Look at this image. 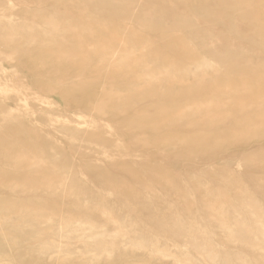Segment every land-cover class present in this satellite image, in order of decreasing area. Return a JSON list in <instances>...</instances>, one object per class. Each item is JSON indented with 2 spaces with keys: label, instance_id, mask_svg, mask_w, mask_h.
<instances>
[{
  "label": "rangeland",
  "instance_id": "1",
  "mask_svg": "<svg viewBox=\"0 0 264 264\" xmlns=\"http://www.w3.org/2000/svg\"><path fill=\"white\" fill-rule=\"evenodd\" d=\"M193 1L0 0V264H264V43Z\"/></svg>",
  "mask_w": 264,
  "mask_h": 264
},
{
  "label": "bare ground",
  "instance_id": "2",
  "mask_svg": "<svg viewBox=\"0 0 264 264\" xmlns=\"http://www.w3.org/2000/svg\"><path fill=\"white\" fill-rule=\"evenodd\" d=\"M99 1H100V0H99ZM105 1H107V0H105ZM108 1H109V0H108ZM161 1H162V0H161ZM195 1H197L195 4H197V3L199 2V5H201V3H202L201 1H204V0H194L193 2H195ZM206 1H207V0H205V2H204L205 4H206ZM208 1H209V0H208ZM241 1H244V0H241ZM92 2H93V1H92ZM101 2L104 3L103 1H101ZM101 2H100V4H102ZM165 2H166V0H165ZM209 2L211 3V1H209ZM237 2H238V1H237ZM237 2H236V3H237ZM246 2L248 3V4H246L247 7L244 8V10H242V11L240 10V15H239V14H238V15H239L240 19L243 20V23H244L246 26H249V27H248L249 29H253V28H254L255 31H257L259 39L262 40L263 43H264V10L262 11V10H261L262 8H261L260 10L258 9V7L256 8V6H257L258 2H260V0H257V1H256V0H246ZM263 2H264V0H263ZM86 3H87V2H86ZM106 3H107V2H106ZM112 3H113V2H112ZM236 3H235V5H236ZM55 4H56V2L54 3V5H55ZM66 4L68 5L69 3H66ZM104 4H105V3H104ZM128 4H129V3H128ZM164 4H165V3H164ZM93 5H94V4H93ZM93 5H92V6H93ZM95 5H97V4H95ZM199 5H198V6H199ZM202 5H203V3H202ZM202 5H201V6H202ZM206 5H207V4H206ZM228 5H229V4H228ZM237 5H238V4H237ZM263 5H264V4H263ZM81 6H82V5H81ZM112 6H113V5H112ZM121 6H122V5H121ZM181 6H182V5H181ZM233 6H234V5H233ZM162 7H163V5H162ZM162 7H161V8H162ZM237 7H238V6H237ZM237 7H236V8H237ZM124 8H125V7H124ZM172 8H173V7H172ZM179 8H180V7H179ZM193 8H194V7H193ZM232 8H233V7H232ZM54 9H55V8H54ZM57 9H58V8H57ZM59 9H60V8H59ZM61 9H62V8H61ZM126 9H128V8H126ZM126 9H125V10H126ZM162 9H163V8H162ZM182 9H183V8H182ZM184 9H185V8H184ZM234 9H235V8H234ZM238 9H239V8H238ZM118 10H119V9H118ZM118 10L116 9V11L119 13ZM121 10H122V9H120V12H121ZM176 10H177V12L179 11V13H180V9H176ZM193 10H194V9H193ZM61 11L63 12V9H62ZM68 11H69V10H68ZM68 11L66 10V11H64V12H68ZM114 11H115V9H114ZM168 11H169V10H168ZM70 12H72V11H70ZM117 12H116V13H117ZM122 12H124V11L122 10ZM173 12H175V11H173ZM173 12H172V13H173ZM72 13H74V12H72ZM72 13H71V14H72ZM175 13H176V12H175ZM175 13H174V14H175ZM207 13H209V12H207ZM214 13H215V12H214ZM235 13H238V12L235 11ZM74 14H75V13H74ZM123 14H124V13H123ZM180 14H181V13H180ZM75 15H77V14H75ZM120 15H121V13H120ZM181 15H182V14H181ZM121 16L124 17L123 15H121ZM183 16H184V15H183ZM213 16H214V15H213ZM216 16H218V15H216ZM221 17H222V16H220V18H221ZM236 17H237V16H236ZM44 18H45V17H44ZM46 18H47V17H46ZM236 19H238V18H236ZM240 19H239V21H240ZM47 20H48V18H47ZM211 20H212V19H211ZM211 20H210V21H211ZM26 21H28V20H26ZM31 21H32V19H31ZM43 21H44V20H43ZM84 21H85V20H84ZM112 22H113V21H112ZM112 22H111V23L108 22L109 25H110V24L112 25V24H113ZM35 23H36V22H35ZM44 23H45V22H44ZM67 23H68V22H67ZM216 23H217V22H216ZM240 23H241V24H240ZM83 24H84V23H83ZM114 24H115V23H114ZM116 24H117V22H116ZM236 24H237V25L240 24V25L242 26V22H239V24L236 22ZM76 25H77V24H76ZM237 25H236V26H237ZM37 26H38V25H37ZM39 26H40V25H39ZM53 26H54V25H53ZM107 26H108V25H107ZM246 26H245V27H246ZM40 27H41V26H40ZM55 27H56V26H55ZM65 27H66V26H64L63 28L65 29ZM113 27H116V26L113 25ZM242 27H243V26H242ZM38 28H39V27H38ZM108 28H109V27H107V29L104 28V30H102L101 33H105V32H106V34H107L108 32H109V33H112V32H110L111 29H108ZM176 28H177V27H176ZM237 28H238V27H237ZM239 28H240V26H239ZM240 29H241V28H240ZM246 29H247V28H246ZM77 30H78V29H77ZM109 30H110V31H109ZM24 31H25V30H24ZM24 31H23V32H24ZM64 31H65V30H64ZM64 31H63V32H64ZM69 31H70V29H69ZM99 31H100V29H99ZM112 31H113V30H112ZM193 31H194V30H193ZM6 32H7V31H6ZM12 32H13V31H12ZM63 32H62V33H63ZM114 32H115V30H114ZM198 32H199V31H198ZM57 33H58V32H57ZM115 33H116V32H115ZM3 34H4V33H3ZM250 34H251V33H250ZM9 35H10V34H9ZM64 35H65V33H64ZM115 35H116V34H115ZM117 35H118V34H117ZM198 35H199V34H198ZM246 35H247V34H246ZM251 35H252V34H251ZM5 36H6V35H5ZM23 36H24V35H23ZM69 36H70V35H69ZM82 36H83V35H82ZM31 37H33V36H31ZM67 37H68V36H67ZM170 38H173L174 40H177V37H175L174 35H164V34H162V36L156 37L154 40L156 41V39H157V40H158V39H161L160 41L158 40L159 42H157L156 44H161V45H162V44L167 43V41L170 40ZM116 39H117V38H116ZM148 39H149V40H152L151 38H148ZM205 39H206V38H205ZM255 39H257V38H255ZM104 40H105V39H104ZM146 40H147V38H146ZM200 40H201V39H200ZM27 41H28V40H27ZM59 41H60V40H59ZM105 41H107V40H105ZM112 41H113V38H112ZM128 41H129V40H128ZM207 41H208V40H207ZM217 41H218V40H217ZM20 42H21V41H20ZM28 42H29V41H28ZM37 42H38V41H37ZM109 42H110V40H109ZM219 42H221V41H218V44H219ZM16 43H17V41H16ZM18 43H19V42H18ZM38 43H40V42H38ZM101 43H102V42H101ZM150 43H152V44L154 45L155 49L158 50L160 57H163L165 60H172V61H173V60H177V58H175L174 56L171 55L170 48L167 47V45H165V46H160V45H159V46H158V45H155L153 42H150ZM171 43H172V42H171ZM214 43H215V42H214ZM226 43H227V42H226ZM8 44H10V43H8ZM19 44H20V43H19ZM21 44H22V43H21ZM74 44L76 45V43H74ZM77 44H78V43H77ZM177 44H178V47H180V48H181V47H183V48L185 47V48L187 49V47L189 46L186 42H182V41H181L180 43H178V41H177ZM177 44H176V46H177ZM221 44H223V42H222ZM17 45H18V44H17ZM45 45H46V44H45ZM47 45H48V44H47ZM47 45H46V46H47ZM83 45H85V44L83 43ZM108 45H110V44H108ZM10 46H11V45H10ZM21 46H23V45H21ZM41 46H43V45H41ZM71 46H72V45H71ZM171 46H173V44H172ZM186 46H187V47H186ZM249 46H250V45H249ZM76 47H77V46H76ZM93 47H94V46H93ZM106 47H107V46H106ZM145 47H146V46H145ZM59 48L62 49V47H59ZM87 48H88V47H87ZM87 48H86V49H87ZM104 48H105V47H104ZM140 48H141V47H140ZM152 48H153V47H152ZM180 48H179V50H180ZM191 48H192V46H191L190 48L188 47V50L191 49ZM61 49H60V51H59V52H61V55H63V53H65V55H69V53H70L69 50L67 51V49H64V50H63V49L61 50ZM96 49H97V48H96ZM172 49L175 50V51L177 52L178 56H179V54H180L179 50H177V48H175V47H172ZM181 49H182V48H181ZM186 49H185V50H186ZM215 49H216V48H215ZM235 49H236V48H235ZM45 50H46V48H45ZM49 50H51V49H49ZM89 50H90V49H89ZM102 50H103V49H102ZM193 50H194V48H193ZM195 50H196V49H195ZM257 50H258V49H257ZM52 51H53V50H52ZM142 51H144V50H142ZM180 51H181V50H180ZM259 51H260V50H259ZM39 52H40V51H39ZM56 52H57V51H56ZM86 52H87V51H86ZM127 52H128V50H127ZM182 53H184V52H182ZM198 53H199V51H198ZM198 53H197V54H198ZM201 53H202V52H201ZM72 54H73V53H72ZM75 54H76V53H75ZM84 54H85V53H84ZM86 54H87V53H86ZM124 54H125V53H124ZM134 54H135V53H134ZM155 54H156V53H155ZM195 54H196L195 52H193V51L190 52V51H189V54H188V55L190 56V58H193V57L195 56ZM214 54H215V53H214ZM260 54H261V53H260ZM61 55H60V56H61ZM148 55H149V54H148ZM198 55H199V54H198ZM204 55H205V54H204ZM35 56H36V55H35ZM60 56H57V57H60ZM81 56H82V54H81ZM81 56H80V57H81ZM126 56H127V55H126ZM133 56H134V55H133ZM144 56H145V55H144ZM157 56H158V55H157ZM183 56L185 57V55H183ZM189 56H188V58H189ZM196 56H197V55H196ZM261 56H262V55H261ZM145 57H146V56H145ZM197 57H198V56H197ZM197 57H196V58H197ZM226 57H227V55H226ZM231 57H232V56H231ZM83 58H84V57H83ZM182 58H183V57H182ZM122 59H123V60H122L123 63H121V64L118 66V67H121V68L124 67V62H125L124 57H123ZM185 59H186V57H185ZM233 59H234V58H233ZM57 60H58V59H57ZM134 60H135V59H133V61H134ZM138 60H139V59H138ZM156 60H158V59H156ZM162 60H163V59H162ZM181 60H182V59H181ZM135 61H136V60H135ZM192 61H193V60H192ZM72 62H73V61H72ZM115 62H116V61H115ZM131 62H132V61H131ZM131 62H129V63H131ZM139 62H140V61H139ZM251 62H252V61H251ZM60 63H61V62H60ZM74 63H75V66H76V62H74ZM77 63H78V62H77ZM80 63H81V62H80ZM80 63H78L77 65H79ZM159 63H160V62H159ZM187 63H188V61H187ZM189 63H191V59H190V62H189ZM189 63H188V64H189ZM231 64H232V63H231ZM57 65H58V64H57ZM62 65H63V64H62ZM72 65H73V63H72ZM81 65H82V64H81ZM89 65H90V64H89ZM133 65H134V64H133ZM211 65H212V64H211ZM156 66H157V65H156ZM190 66H191V65H190ZM206 66H207V65H206ZM231 66H232V65H231ZM239 67H240V66H239ZM121 68H120V69H121ZM179 68H180V67H179ZM183 68H184V67H183ZM183 68H182V69H183ZM225 68H226V67H225ZM232 68H233V66H232ZM112 69H113V70H114V69H115V70H116V69L119 70V68H117L116 66H115V68L113 67ZM186 69H187V68H185V71H186ZM188 69H190V68H188ZM193 69H194V68H193ZM199 69H200V68H199ZM230 69H231V67H230ZM97 70H98V69H97ZM97 70H96V71H97ZM123 70H124V69H123ZM194 70H196V69H194ZM196 71H198V70H196ZM199 71H200V70H199ZM57 72H58V71H57ZM98 72H99V71H98ZM133 72H134V71H133ZM147 72H148V71H147ZM147 72H146V73H147ZM96 73H97V72H96ZM172 73H173V72H172ZM183 73H185V72H183ZM188 73H189V72H188ZM191 73L195 74L194 76L197 75L196 72H191ZM199 73H200V72H199ZM203 73H204V72H203ZM237 73H238V72H237ZM241 73H242V72H241ZM241 73H240V74H241ZM247 73H248V72H247ZM255 73H256V72H255ZM124 74H125V73H124ZM169 74H170V73H169ZM193 74H192V76H193ZM167 75H168V74H167ZM253 75H254V74H253ZM256 75H258V74H256ZM143 76H146V75H143ZM247 76H248V75H247ZM249 76H250V75H249ZM108 77H109V76H108ZM110 77H111V76H110ZM118 77H120V76H118ZM139 77H140V76H139ZM146 77H147V76H146ZM176 77H177V76H176ZM179 77H180V76H179ZM150 78H151V77H150ZM165 78H166V77H165ZM170 78H171V77H170ZM177 78H178V77H177ZM109 79H110V78H109ZM136 79H137V78H136ZM148 79H149V77H148ZM148 79H147V80H148ZM153 79H154V78H153ZM187 79H188V78H187ZM197 79H199V77H197ZM147 80H146V81H147ZM172 80H173V79H172ZM175 80H177V79H175ZM201 80H202V79H201ZM250 80H251V79H250ZM187 81H188V80H187ZM187 81H186V82H187ZM263 81H264V80H263ZM144 82H145V80H144ZM172 82H173V81H172ZM199 82H200V81H199ZM210 82H211V81H210ZM229 82H230V81H229ZM246 82H247V81H246ZM251 82H252V81H251ZM126 83H127V82H126ZM175 83H176V82H175ZM178 83L180 84V81L177 82V84H178ZM215 83H216V82H215ZM232 83H233V82H232ZM249 83H250V82H249ZM249 83H248V84H249ZM143 84H144V83H143ZM146 84H147V83H146ZM250 84H252V83H250ZM155 85H156V84H155ZM223 85H224V84H223ZM228 85H229V84L227 83V84L225 85V87H228ZM74 86H75V85H74ZM86 86H87V85H86ZM86 86L82 87V88L80 89V91H81V92H84L85 90H83V88H86ZM118 86H119V85H118ZM120 86H121V85H120ZM144 86H145V85H144ZM209 86H210V85H209ZM209 86H207V88H208ZM235 86L237 87V85H235ZM238 86H239V85H238ZM250 86H251V85H250ZM250 86H249L248 88H250ZM115 87H116V86H115ZM122 87H123V86H122ZM125 87H126V86H125ZM142 87H143V86H142ZM201 87H203V86H201ZM201 87H200V88H201ZM217 87H218V86H217ZM217 87H216V88H217ZM229 87H230V86H229ZM242 87H243V86H242ZM260 87H261V86H260ZM195 88H196V87H195ZM204 88H206V86H204ZM204 88H203V90H204ZM207 88H206V89H207ZM218 88H219V87H218ZM230 88H231V87H230ZM251 88H253V87L251 86ZM251 88H250V89H251ZM262 88H263V86H262ZM197 89H198V88H197ZM226 89H227V88H226ZM189 90H190V89H189ZM203 90H202V91H199V92L201 93V92H203ZM218 90H219V89H218ZM247 90H248V89L245 90V88H244V91H247ZM253 90H254V89H253ZM253 90L249 91V92H251V93H249V94H250L249 99H247L248 96L246 97L245 95H243V96L246 97V100H245V99L241 100V98L239 97V99L242 101V103H244V102L247 103V101L251 102V101H255V100H256V96L253 95ZM80 91H79V93H80ZM196 91H197V90H196ZM196 91H195V92H196ZM220 91H222V90L220 89ZM232 91H233V90H232ZM242 91H243V90H242ZM242 91H240V92H242ZM259 91H260V90H259V86H257V87H256V92H257L256 94H259V95L262 94V92L260 91V92H261V93H260ZM132 92H133V91H132ZM91 93H92V92H91ZM200 93H197V92H196V94H198V96H194V97H196V98L199 97V96H200ZM208 93H209V92H208ZM219 93H220V92H219ZM221 93H223V91H222ZM247 93H248V91H247ZM247 93H246V94H247ZM263 93H264V92H263ZM167 94H168V93H167ZM217 94H218V93H217ZM235 94H236V93H235ZM194 95H195V94H194ZM203 95H206V94H203ZM203 95H202V96H203ZM212 95H213V94H212ZM214 95H215V92H214ZM225 95H226V94H225ZM230 95H231V94H230ZM262 95H263V94H262ZM178 96H179V95H178ZM153 97H155V96H153ZM189 97H191V95H190ZM189 97H188V99H189ZM192 97H193V96H192ZM192 97H191V98H192ZM204 97H205V96H204ZM208 97H209V96H208ZM220 97H221V96H220ZM241 97H242V96H241ZM244 97H243V98H244ZM185 98H186V97H185ZM200 98H201V96H200L198 99H200ZM206 98H207V95H206ZM216 98H217V97H215V98L212 97V99H216ZM218 98H219V97H218ZM232 98H233V97H232ZM145 99H146V98H145ZM171 99H172V98H171ZM186 99H187V98H186ZM219 99H220V98H219ZM229 99H230V98H229ZM258 99H259V97H258ZM258 99H257V100H258ZM261 99H262V98H261ZM143 100H144V99H143ZM210 100H211V99H210ZM232 100H233V99H232ZM234 100H235V99H234ZM188 101H189V102H188ZM188 101H187L186 103H192V102H193L194 104H192V105L197 106V108L202 107V105L204 106V105L207 104V100H199V101H197V100H194V99L192 100V99H191V100H188ZM212 101H213V100H212ZM212 101H211V102H212ZM221 101H222V99H221ZM226 101L228 102V99H227ZM260 101L263 102V100H260ZM213 102L216 104V106L219 105V104H218V101H213ZM229 102H230V101H229ZM235 102H236V101H235ZM237 102H238V101H237ZM262 102H261V103H262ZM164 103H165V102H164ZM205 103H206V104H205ZM214 103H213V105H214ZM223 103H224V102H223ZM238 103H239V102H238ZM242 103H239L238 105H237V104H236V105L239 106V105H241ZM245 103H244V105H245ZM253 103L256 104V103H258V102L256 101V102H253ZM114 104H115V103H114ZM158 104H159V103H158ZM217 104H218V105H217ZM248 104H250V103H248ZM251 104H252V102H251ZM190 105H191V104H190ZM207 105H208V104H207ZM226 105H227V104L225 103V105H224V106H225L224 109H226V108L228 107V106H226ZM230 105H231V104H230ZM244 105H243V106H244ZM259 105H260V106H261V105L264 106V104H260V103H259ZM163 106H164V105H163ZM188 106H189V105H188ZM253 106H254V105H253ZM256 106H257V104H256ZM256 106H255V109H257ZM263 106H261V107H263ZM160 107H161V106H160ZM169 107H170V106H169ZM246 107H247V106H245V109H243V112H245V111L249 108V106H248V108H246ZM251 107H252V105H251ZM251 107H250V108H251ZM114 108H115V107H114ZM135 108H136V107H135ZM162 108H163V107H162ZM164 108H165V107H164ZM187 108H188V107H187ZM189 108H190V106H189ZM195 108H196V107H195ZM203 108H204V107H203ZM203 108H199V109H203ZM210 108H211V109H212V108L216 109L215 111H218V112H216V113H219V116H220V111H219V110H221V108H220L219 106H218V109L215 108L214 106H213V107L210 106ZM219 108H220V109H219ZM222 108H223V105H222ZM231 108H232V107H231ZM236 108H237V107H236ZM238 108H239V107H238ZM240 108H241V107H240ZM250 108H249V109H250ZM252 108L254 109V107H252ZM193 109H194V108H193ZM204 109H205V108H204ZM258 109H260V107H259ZM262 109H263V108H261L260 110H262ZM165 110H166V109H165ZM230 110H231V109H230ZM230 110H229V111H230ZM244 110H245V111H244ZM173 111H174V110H173ZM178 111H179V110H178ZM227 111H228V110H227ZM229 111H228V113H229V114H232V112H233L234 110L231 111V113H230ZM238 111H241V110H238ZM253 111H254V110H253ZM208 112H209L208 114L212 113V112H210V111H208ZM225 112H226V110H225ZM225 112L222 111L221 114H223V116H221V117H226V116H227V114H226ZM247 112L249 113L250 111L248 110V111L245 112V114L248 115ZM263 112H264V109L262 110V113H263ZM163 113H164V112H163ZM224 113H225V114H224ZM241 113H242V112H241ZM138 114H139V113H138ZM177 114H178V113H177ZM183 114H184V113H183ZM249 114L251 115V113H249ZM164 115H165V114H164ZM213 115L215 116L216 114H214V112H213ZM239 115H240V113H239ZM169 116H170V115H169ZM183 116H184V115H183ZM221 117H220V118H221ZM156 118H157V117H156ZM209 118H212V116L209 117ZM209 118H208V119H209ZM226 118H227V117H226ZM226 118H225V119H226ZM263 118H264V117H263ZM222 119H223V118H222ZM247 119H249V118H247ZM247 119L241 120V121H242V124L240 125V127H238L239 129L244 128V126H245V128L247 127V126H246V123H248ZM196 120H197V119H196ZM209 120H210V119H209ZM163 121H164V120H163ZM212 121H213V120H212ZM239 121H240V119H239ZM155 122L158 123L157 121H155ZM205 122H206V121H205ZM251 122H252V121H251ZM262 123H263V122H262ZM150 124H151V123H150ZM152 124H153V123H152ZM189 124H190V123H189ZM195 124H196V123H195ZM232 124H233V123H232ZM177 125H179V124H177ZM190 125H191V124H190ZM157 126H158V125H157ZM242 126H243V127H242ZM249 126H251V125H250V122H249ZM155 127H156V126H155ZM179 127H181V126L179 125ZM232 128H233V127H232ZM232 128H231V130H235L236 132H237V130H239L237 127H236L235 129H232ZM247 128H249V127H247ZM247 128H246V129H247ZM154 129H156V128H154ZM222 129H224V128H222ZM229 130H230V129H229ZM212 132H213V131H212ZM232 132H233V131H232ZM242 132H243V131H242ZM233 133H235V132H233ZM249 133H250V132H249ZM158 134H159V133H158ZM202 134H203V133H202ZM205 134H206V135H205L206 137H203V136L200 137L199 135H201V134H199V135L197 134L198 136L194 134L195 137H194L193 135H190V136H193V137H192V140H191L192 144L195 145V143H198V146H199V145H202L201 143H203V142H202L203 139H204L205 142H206V141H207L206 139L208 138V135L212 136L211 134H207V133H205ZM224 134H225V133H224ZM231 134H232V133H231ZM242 134H243V133H242ZM242 134L239 133V135H240L241 138H242V136H243ZM244 134H245V133H244ZM160 135L162 136V134H160ZM160 135H159V136H160ZM213 135H214V134H213ZM241 135H242V136H241ZM252 135H254V134H252ZM159 136H158V137H159ZM170 136H172V135H170ZM210 136H209V138H210ZM214 136H217V134L214 135ZM197 137H200V138H197ZM235 137H236V136H235ZM237 137H238V136H237ZM245 137H246V136H245ZM156 139H157V138H156ZM158 139H159V138H158ZM158 139H157V140H158ZM166 139H167V138H166ZM170 139H171V138H170ZM197 139H199V141H197ZM246 139H247V138H246ZM161 140L164 141V137H162ZM179 140H180V139H179ZM218 140H219V139H218ZM218 140H217V141H218ZM237 140H238V138L236 139V141H237ZM185 141H186V140H185ZM221 141H222V140H221ZM158 142H159V140H158ZM183 142H184V141H183ZM200 142H201V143H200ZM215 142H216V141H215ZM215 142H214V144H215ZM184 144H185V143H183V145H184ZM207 144H208V143H207ZM217 145H218V144H217ZM192 146H193V145H192ZM203 146H204V145H203ZM214 148H215V146H214ZM34 149H35V148H34ZM30 150H31V149H30ZM30 150H29V152H30ZM176 150H177V149H176ZM34 151H35V150H34ZM15 152H16V151H15ZM18 152H19V151H18ZM186 152H187V151H186ZM198 152H199V151H198ZM189 153H191V151H189ZM261 153H262V152H261ZM36 154H37V153H36ZM191 154H193V152H192ZM28 155H29V154H28ZM33 155H34V154H33ZM248 156H249V155H248ZM15 157H16V156H15ZM48 174H49V173H48ZM133 174H134V173H133ZM46 175H47V174H46ZM134 175H135V174H134ZM44 176H45V175H44ZM51 176H52V175H51ZM106 176H107V175H106ZM132 176H133V175H132ZM46 177H49V178H47V179H50V176H49V175L46 176ZM31 178H33L32 175H31ZM34 179H35V178H34ZM250 179H251V178H250ZM36 180H37V179H36ZM43 180H46V179L44 178ZM92 181H95V180H92ZM37 182H38V181H37ZM107 182H108V181H107ZM169 182H170V180H169ZM29 183H30V182H29ZM90 183H92V182H90ZM112 183H113V181H112ZM107 184H108V183H107ZM120 184H121V183H120ZM122 184H124V183L122 182ZM122 184H121V187L126 188V187H125L124 185H122ZM172 184H173V183H172ZM94 185H95V184H94ZM100 185H101V184H100ZM125 185H126V184H125ZM106 186H107V185H106ZM114 186H116V185H114ZM114 186H112V187H114ZM202 186H203V185H202ZM216 186H217V185H216ZM223 186H224V185H223ZM205 187H206V186H205ZM217 187H218V186H217ZM77 188H78V187H77ZM94 188H95V187H94ZM128 188H129V187H128ZM215 189H216V187H215ZM79 191H80V190H79ZM208 191H209V190H208ZM86 192H87V191H86ZM94 193H95V192H94ZM216 194H217V193H216ZM219 196H220V195H219ZM222 196H224V195H222ZM227 196H228V195H227ZM99 197H101V196H99ZM127 197H128V196H127ZM253 197H254V196H253ZM181 198H182V196H181ZM197 198H198V197H197ZM242 198H243V197H242ZM242 198H241V199H242ZM123 199H124V198H123ZM130 199H131V198H130ZM183 199H184V198H183ZM222 199H223V198H222ZM227 199H228V198H227ZM118 200H119V199H118ZM124 200L126 201V199H124ZM191 200H192V198H191ZM197 200H199V199H197ZM89 201H90V200H89ZM98 201H99V200H98ZM185 202H186V201H185ZM190 202H193V201H190ZM190 202H189V203H190ZM231 202H232V201H231ZM237 202H238V201H237ZM93 203H94V202H93ZM114 203H115V202H114ZM252 203H253V202H252ZM109 204H110V203H109ZM187 204H188V203H187ZM226 204H227V203H226ZM25 206H26V205H25ZM29 206H30V205H29ZM91 206H92V205H91ZM104 206H105V205H104ZM255 206H256V205H255ZM259 207H260V206H259ZM97 208H98V207H97ZM107 208H108V207H107ZM230 208H231V207H230ZM27 209H28V208H27ZM29 209H30V208H29ZM85 209H86V208H85ZM98 209H99V208H98ZM103 209H104V207H103ZM92 210H95V209L92 208ZM106 210H107V209H106ZM106 210H105V211H106ZM3 211H4V210H3ZM101 211H102V210H101ZM101 211H99V212H101ZM224 211H225V210H224ZM256 211H257V210H256ZM94 212H95V211H94ZM96 212H98L97 209H96ZM99 212H98V213H99ZM135 212H136V211H135ZM107 213H108V210H107ZM133 213H134V212H133ZM209 213H210V212H209ZM227 213H228V211H227ZM96 214H97V213H96ZM100 214H103V213H100ZM105 214H106V213H105ZM109 214H110V212H109ZM128 214H129V213H128ZM137 214H139V213H137ZM148 214H149V213H148ZM148 214H147V215H148ZM255 214H256V213H255ZM94 215H95V214H94ZM114 215H115V214H114ZM251 215H252V214H251ZM96 216H97V215H96ZM104 216H105V215H104ZM99 217H100V216H99ZM174 217H175V216H174ZM234 217H235V216H234ZM261 217H262V216H261ZM91 218H92V217H91ZM109 218H110V217H109ZM118 218H119V217H118ZM245 218H246V217H245ZM89 219H90V218H89ZM100 219H101V218H100ZM106 219H107V218H106ZM184 219H185V218H184ZM184 219H183V220H184ZM227 219H228V218H227ZM94 220H95V219H94ZM102 220H105V219L103 218ZM102 220H101V221H102ZM111 220H112V219H111ZM111 220H110V221H111ZM115 220H116V219H115ZM213 220H214V219H213ZM238 220H239V219H238ZM251 220H252V219H251ZM106 221H107V220H106ZM112 221H113V220H112ZM132 221H133V220H132ZM177 221H179V220H177ZM263 221H264V220H263ZM0 222H1V221H0ZM97 222H98V220H97ZM108 222H109V221H108ZM183 222H184V221H183ZM99 223H100V222H99ZM106 223H107V222H106ZM122 223H123V222H122ZM124 223H126V220H125ZM251 223H252V222H251ZM263 223H264V222H263ZM118 224H119V223H118ZM174 224H175V223H174ZM179 224H180V223H179ZM0 225H2V224L0 223ZM250 225H252V224H250ZM182 227H183V226H182ZM121 228H122V230H123V227H121ZM183 228H184V227H183ZM128 229H129V228H128ZM152 229H153V228H152ZM263 230H264V229H263ZM126 231L128 232L127 229H126ZM122 232H123V231H122ZM226 232H227V230H226ZM226 232H225V233H226ZM134 233H135V231H134ZM195 233H196V232H195ZM245 233H246V232H245ZM124 234H125V233H124ZM201 234H202V233H201ZM246 234H247V233H246ZM246 234H245V235H246ZM195 235H196V234H195ZM242 236H243V235H242ZM130 237H131V236H130ZM139 237H140V236H139ZM201 237H202V236H201ZM228 237H229V236H228ZM246 237H247V235H246ZM249 239H250V237H249ZM138 240H139V239H138ZM197 240H198V239H197ZM134 242H135V241H134ZM143 242H144V241H143ZM107 243H108V242H107ZM113 243H114V242H113ZM251 243H252V242H251ZM50 244H51V243H50ZM147 244H148V243H147ZM45 246H46V245H45ZM116 247H117V246H116ZM176 247H177V246H176ZM187 247H188V246H187ZM250 258H251V257H250ZM252 258H253V257H252ZM252 258H251V259H252Z\"/></svg>",
  "mask_w": 264,
  "mask_h": 264
}]
</instances>
